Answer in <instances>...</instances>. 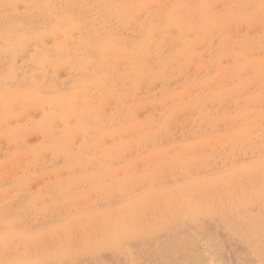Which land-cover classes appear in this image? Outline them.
Instances as JSON below:
<instances>
[{
	"label": "rangeland",
	"instance_id": "1",
	"mask_svg": "<svg viewBox=\"0 0 264 264\" xmlns=\"http://www.w3.org/2000/svg\"><path fill=\"white\" fill-rule=\"evenodd\" d=\"M190 263L264 264V0H0V264Z\"/></svg>",
	"mask_w": 264,
	"mask_h": 264
},
{
	"label": "bare ground",
	"instance_id": "2",
	"mask_svg": "<svg viewBox=\"0 0 264 264\" xmlns=\"http://www.w3.org/2000/svg\"><path fill=\"white\" fill-rule=\"evenodd\" d=\"M111 52V51H110ZM241 59V58H240ZM48 66V65H47ZM262 68V67H261ZM247 95V94H246ZM242 96V95H241ZM38 116H39V114H38ZM58 122V121H57ZM56 123V122H55ZM238 123V122H237ZM26 158V157H25ZM21 165H23V164H21ZM23 167H24V165H23ZM21 168V167H20ZM22 170V169H21ZM9 173V172H8ZM16 173V172H15ZM20 173V172H19ZM36 187V186H35ZM148 203V202H147ZM160 206V205H159ZM146 214V213H145ZM133 219V218H132ZM125 227V226H124ZM119 229V228H118ZM125 230V229H124ZM251 233V232H250ZM170 234V233H169ZM177 234V233H176ZM133 235V234H132ZM186 235V234H185ZM197 237V236H196ZM194 240V239H193ZM179 242V241H178ZM185 242V241H184ZM164 243V242H163ZM187 245V244H186ZM190 245V244H189ZM195 245V244H194ZM212 246V245H211ZM164 248V247H163ZM180 248H181V246H180ZM191 248V247H190ZM188 249V248H187ZM169 250V249H168ZM180 250V249H179ZM185 250V249H184ZM180 255V254H179ZM202 255V254H201ZM202 258H203V256H202ZM191 260H193V259H191ZM191 264V263H190ZM263 264V263H262Z\"/></svg>",
	"mask_w": 264,
	"mask_h": 264
}]
</instances>
